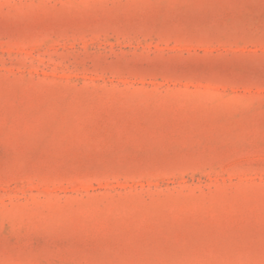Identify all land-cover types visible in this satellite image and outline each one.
Segmentation results:
<instances>
[{
  "label": "rangeland",
  "instance_id": "374dc122",
  "mask_svg": "<svg viewBox=\"0 0 264 264\" xmlns=\"http://www.w3.org/2000/svg\"><path fill=\"white\" fill-rule=\"evenodd\" d=\"M0 264H264V0H0Z\"/></svg>",
  "mask_w": 264,
  "mask_h": 264
}]
</instances>
